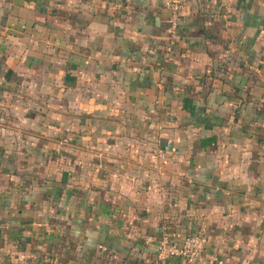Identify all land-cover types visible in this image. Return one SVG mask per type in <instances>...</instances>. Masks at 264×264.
<instances>
[{
  "label": "crops",
  "instance_id": "0c3cea01",
  "mask_svg": "<svg viewBox=\"0 0 264 264\" xmlns=\"http://www.w3.org/2000/svg\"><path fill=\"white\" fill-rule=\"evenodd\" d=\"M170 17L0 0V264H264V0Z\"/></svg>",
  "mask_w": 264,
  "mask_h": 264
},
{
  "label": "built area",
  "instance_id": "2783aa9c",
  "mask_svg": "<svg viewBox=\"0 0 264 264\" xmlns=\"http://www.w3.org/2000/svg\"><path fill=\"white\" fill-rule=\"evenodd\" d=\"M164 5L171 11L170 23L174 30L183 6V0H164ZM203 248L204 239L197 234L188 235L181 240H173L164 236L158 244L156 257L159 261H166L173 257L191 260L200 257Z\"/></svg>",
  "mask_w": 264,
  "mask_h": 264
}]
</instances>
